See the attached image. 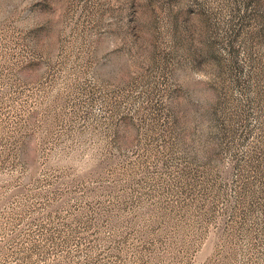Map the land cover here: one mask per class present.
<instances>
[{"label":"rangeland","instance_id":"1","mask_svg":"<svg viewBox=\"0 0 264 264\" xmlns=\"http://www.w3.org/2000/svg\"><path fill=\"white\" fill-rule=\"evenodd\" d=\"M0 264H264V0H0Z\"/></svg>","mask_w":264,"mask_h":264}]
</instances>
